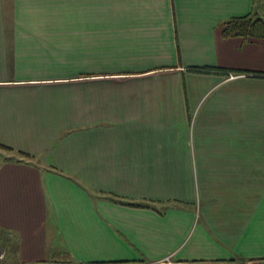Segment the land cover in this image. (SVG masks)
<instances>
[{
	"label": "crops",
	"instance_id": "obj_1",
	"mask_svg": "<svg viewBox=\"0 0 264 264\" xmlns=\"http://www.w3.org/2000/svg\"><path fill=\"white\" fill-rule=\"evenodd\" d=\"M247 14L0 0L4 264H264V38L222 37Z\"/></svg>",
	"mask_w": 264,
	"mask_h": 264
},
{
	"label": "trees",
	"instance_id": "obj_2",
	"mask_svg": "<svg viewBox=\"0 0 264 264\" xmlns=\"http://www.w3.org/2000/svg\"><path fill=\"white\" fill-rule=\"evenodd\" d=\"M222 37L242 38H264V20L256 17L255 14H247L234 17L225 21L222 25ZM192 70L203 71L202 68H191ZM209 71V68H205ZM226 73L227 70H221ZM147 205V204H146Z\"/></svg>",
	"mask_w": 264,
	"mask_h": 264
},
{
	"label": "built area",
	"instance_id": "obj_3",
	"mask_svg": "<svg viewBox=\"0 0 264 264\" xmlns=\"http://www.w3.org/2000/svg\"><path fill=\"white\" fill-rule=\"evenodd\" d=\"M6 256V252L4 250V248L0 247V264H4V259Z\"/></svg>",
	"mask_w": 264,
	"mask_h": 264
}]
</instances>
